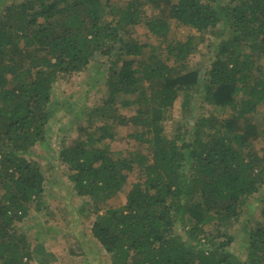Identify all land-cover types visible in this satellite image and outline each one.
<instances>
[{
	"label": "trees",
	"instance_id": "obj_1",
	"mask_svg": "<svg viewBox=\"0 0 264 264\" xmlns=\"http://www.w3.org/2000/svg\"><path fill=\"white\" fill-rule=\"evenodd\" d=\"M151 1L21 0L0 14L1 264H31L28 235L17 223L42 199L46 175L26 155L45 140L55 84L97 56L110 62L109 94L95 113L103 123L80 126L82 135L60 155L78 194L96 202L92 232L114 264H264V206L246 260L228 249L234 236L227 230L264 186V147L253 143L260 134L253 116L264 105V66L244 54L246 45L264 53V0H169L145 20L161 52L134 35ZM172 21L190 29L186 38L171 34ZM222 26L228 35L216 45L206 77L170 64L186 60L200 39ZM199 90L203 101L229 115L204 114L185 132L164 135L166 112L180 93L188 110ZM114 103L136 107L132 116L117 118L143 129L134 136L149 152L116 157L102 144L116 136L108 120ZM132 172L139 179L125 203L100 212L98 201L118 194ZM177 218L185 240L175 230Z\"/></svg>",
	"mask_w": 264,
	"mask_h": 264
},
{
	"label": "rangeland",
	"instance_id": "obj_2",
	"mask_svg": "<svg viewBox=\"0 0 264 264\" xmlns=\"http://www.w3.org/2000/svg\"><path fill=\"white\" fill-rule=\"evenodd\" d=\"M14 1L20 2L21 0H0V14L6 5ZM111 1L120 4L125 2V0ZM169 5V0L151 1L144 7L145 18L134 27L136 38L149 44L150 47L156 48L157 52L162 50L160 48L161 41L149 31L145 20L150 19L159 9H166ZM172 26L171 34L180 38H186L190 33V29L178 26L175 21H172ZM224 29L226 28L222 26L219 29L221 32L219 31L217 35L207 33L205 39L199 40L197 48L186 60L180 64L170 61V64L174 67L181 65L178 68L182 67L185 70H199L202 78L206 77L215 59L216 45L228 35ZM259 52V48L254 49L251 45L244 46V54H250L257 64L264 66V53ZM163 57H167L166 52ZM109 66L110 62L107 57L97 56L82 71L62 78L55 84L52 101L54 116L46 128L45 140L37 143L27 155L25 154L29 159L40 163L46 175L45 191L47 192L39 202L30 207L28 216H26L27 220L35 225V228L28 227L27 220V227H24V221L17 224L27 233L31 249H36L35 238L38 234H46V237L55 238L54 247L57 250L55 252L60 258L55 260L48 255L47 260L51 261V264H114L112 255L104 249L102 244L95 241L93 236L92 227L97 217L96 209H98L96 202L89 196L78 194L69 177L71 173L69 166L63 162L60 155L63 147L72 144L76 138L82 135L80 126L90 124L95 128L103 123V119L95 113L109 94L107 83ZM202 94L201 90L199 93L194 92L189 109L186 110L182 106L184 92L180 93L175 105L166 112L164 135L170 138L179 129L185 132L194 125L199 116L204 114L229 115L228 110L203 101ZM121 98H126V95H122ZM112 108H117L115 117L108 120L111 124V131L115 132L116 136L103 141L102 144H105L116 157L127 155L136 150L149 152V146L134 136L138 129H143L127 122H121V119L117 118V115L126 118L132 116L136 112V107L133 104L114 103ZM253 118L255 124L259 126L260 133L253 139V143L256 149L261 151L264 147V105L257 108ZM186 171L190 173L189 169ZM138 179V173H130L127 182L118 194L111 199L98 201L100 212H104L110 206L123 205L130 187ZM263 201L264 186L249 198L248 203L243 206L240 216L233 219L227 227L229 233L234 236V241L228 249L242 261L246 260L248 256L250 231L262 220ZM48 202L49 207L47 206ZM182 202L189 204V199L184 197ZM175 230L182 236V239L187 238L184 223L180 218L176 219ZM72 252L82 253L75 256ZM39 257L43 258V255ZM31 264L42 263L33 259Z\"/></svg>",
	"mask_w": 264,
	"mask_h": 264
},
{
	"label": "crops",
	"instance_id": "obj_3",
	"mask_svg": "<svg viewBox=\"0 0 264 264\" xmlns=\"http://www.w3.org/2000/svg\"><path fill=\"white\" fill-rule=\"evenodd\" d=\"M47 191H45L46 193ZM47 206L49 207V202L47 204ZM49 211V210H48ZM28 216V215H27ZM26 220H27V217L23 220L24 221V227H27L26 226ZM28 221V220H27ZM30 221V220H29ZM28 221V222H29ZM38 224V223H37ZM28 227L30 228H35V225L34 224H31V222L28 223ZM46 234H38L37 237L35 238V241H36V249H32L33 251V259L35 260H38L40 263L42 264H51L49 260H47V256L49 255L50 257H52L53 259L55 260H58L60 257L57 255V253L55 251V247H54V244L56 243L55 241V238H50V237H46L45 236ZM94 236V235H93ZM95 237V236H94ZM95 241H98V239L95 237ZM55 241V242H54ZM99 242V241H98ZM100 243V242H99ZM101 244V243H100ZM105 249V248H104ZM106 250V249H105ZM107 251V250H106ZM82 252H75L72 254L73 255H80ZM56 254V255H54ZM43 255V258L39 257ZM46 259V260H45Z\"/></svg>",
	"mask_w": 264,
	"mask_h": 264
}]
</instances>
